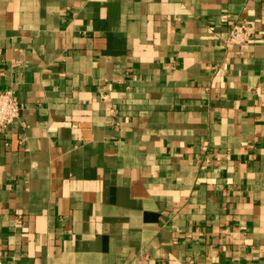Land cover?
Listing matches in <instances>:
<instances>
[{
    "label": "crops",
    "instance_id": "crops-1",
    "mask_svg": "<svg viewBox=\"0 0 264 264\" xmlns=\"http://www.w3.org/2000/svg\"><path fill=\"white\" fill-rule=\"evenodd\" d=\"M5 90L0 264H264V0H0Z\"/></svg>",
    "mask_w": 264,
    "mask_h": 264
},
{
    "label": "built area",
    "instance_id": "built-area-1",
    "mask_svg": "<svg viewBox=\"0 0 264 264\" xmlns=\"http://www.w3.org/2000/svg\"><path fill=\"white\" fill-rule=\"evenodd\" d=\"M253 36V30L246 18L231 24L224 39L226 45H246ZM14 66L18 62H13ZM106 99V96H102ZM21 113V106L11 90L0 91V133L10 126ZM13 264V263H11Z\"/></svg>",
    "mask_w": 264,
    "mask_h": 264
}]
</instances>
